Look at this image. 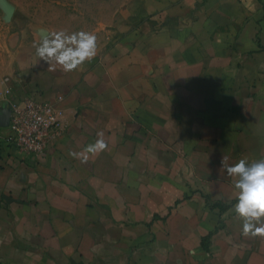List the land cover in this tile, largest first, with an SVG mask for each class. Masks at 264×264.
Masks as SVG:
<instances>
[{
	"label": "crops",
	"instance_id": "1",
	"mask_svg": "<svg viewBox=\"0 0 264 264\" xmlns=\"http://www.w3.org/2000/svg\"><path fill=\"white\" fill-rule=\"evenodd\" d=\"M108 39L72 72L22 53L0 78V123L25 97L67 120L39 156L0 126V264H264L222 165L264 158V0H130ZM98 132L107 150L69 154Z\"/></svg>",
	"mask_w": 264,
	"mask_h": 264
},
{
	"label": "rangeland",
	"instance_id": "2",
	"mask_svg": "<svg viewBox=\"0 0 264 264\" xmlns=\"http://www.w3.org/2000/svg\"><path fill=\"white\" fill-rule=\"evenodd\" d=\"M130 0H0V78L10 76L22 53L53 31L97 36V61L108 50V31ZM1 99V98H0Z\"/></svg>",
	"mask_w": 264,
	"mask_h": 264
},
{
	"label": "clouds",
	"instance_id": "3",
	"mask_svg": "<svg viewBox=\"0 0 264 264\" xmlns=\"http://www.w3.org/2000/svg\"><path fill=\"white\" fill-rule=\"evenodd\" d=\"M34 47L36 55L47 63L50 71H54L58 64L63 71L72 72L96 56L97 36L84 30L72 33L53 31L43 36ZM103 137V132H98L93 143L80 152L69 154L87 163L90 155L107 150L108 142ZM222 165L228 176L236 178L234 187L238 190V197L233 207L242 220V234L264 237V158L251 162L242 158L233 165L226 164V158H223Z\"/></svg>",
	"mask_w": 264,
	"mask_h": 264
},
{
	"label": "built area",
	"instance_id": "4",
	"mask_svg": "<svg viewBox=\"0 0 264 264\" xmlns=\"http://www.w3.org/2000/svg\"><path fill=\"white\" fill-rule=\"evenodd\" d=\"M10 106L6 139L21 155L43 154L66 128L65 110L52 102L25 97Z\"/></svg>",
	"mask_w": 264,
	"mask_h": 264
},
{
	"label": "water",
	"instance_id": "5",
	"mask_svg": "<svg viewBox=\"0 0 264 264\" xmlns=\"http://www.w3.org/2000/svg\"><path fill=\"white\" fill-rule=\"evenodd\" d=\"M9 121H10V111L8 112V114L5 116V119L3 121V123H0V126H6L8 127L9 125Z\"/></svg>",
	"mask_w": 264,
	"mask_h": 264
}]
</instances>
